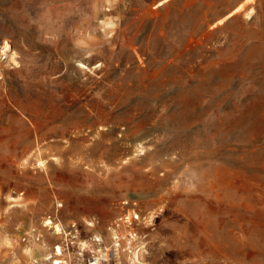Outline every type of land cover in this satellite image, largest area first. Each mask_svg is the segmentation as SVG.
I'll return each instance as SVG.
<instances>
[{
    "label": "rangeland",
    "instance_id": "1",
    "mask_svg": "<svg viewBox=\"0 0 264 264\" xmlns=\"http://www.w3.org/2000/svg\"><path fill=\"white\" fill-rule=\"evenodd\" d=\"M0 76V264H264V0H0Z\"/></svg>",
    "mask_w": 264,
    "mask_h": 264
},
{
    "label": "bare ground",
    "instance_id": "2",
    "mask_svg": "<svg viewBox=\"0 0 264 264\" xmlns=\"http://www.w3.org/2000/svg\"><path fill=\"white\" fill-rule=\"evenodd\" d=\"M1 77V76H0ZM12 103V102H11ZM91 260V259H90ZM97 261V260H96ZM96 264V263H95Z\"/></svg>",
    "mask_w": 264,
    "mask_h": 264
}]
</instances>
